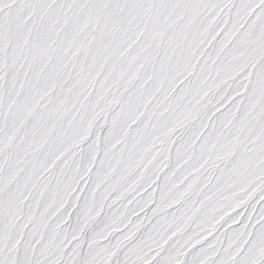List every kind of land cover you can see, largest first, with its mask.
Returning a JSON list of instances; mask_svg holds the SVG:
<instances>
[{"label":"snow or ice","instance_id":"1","mask_svg":"<svg viewBox=\"0 0 264 264\" xmlns=\"http://www.w3.org/2000/svg\"><path fill=\"white\" fill-rule=\"evenodd\" d=\"M0 264H264V0H0Z\"/></svg>","mask_w":264,"mask_h":264}]
</instances>
